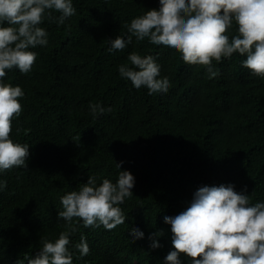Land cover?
<instances>
[{
  "label": "trees",
  "instance_id": "16d2710c",
  "mask_svg": "<svg viewBox=\"0 0 264 264\" xmlns=\"http://www.w3.org/2000/svg\"><path fill=\"white\" fill-rule=\"evenodd\" d=\"M75 15L63 24L61 13L47 15L40 27L46 46L30 49L36 60L29 73L6 70L3 82L19 86L22 112L12 120L10 139L29 146L28 167L0 173V264L35 257L41 239L55 242L68 231L58 219L60 198L95 177L115 183L119 171L135 178L133 195L119 205L125 223L112 230L84 227L74 218L70 235L73 264H165L174 250L164 216L184 211L201 186L232 184L249 204L264 203V78L242 66L239 53L206 66L186 64L181 53L148 38L109 51L118 35L159 0H72ZM7 26V25H4ZM233 22L225 33L237 35ZM132 52L152 56L167 77L166 93L148 94L119 74L131 67ZM105 111L95 118L89 105ZM17 129H20L18 132ZM123 162L120 169L116 164ZM246 188V191H245ZM132 228L144 233L133 239ZM161 247L151 248L153 233ZM81 236L90 248L81 257ZM181 264L191 258L181 254ZM27 264V261H24Z\"/></svg>",
  "mask_w": 264,
  "mask_h": 264
},
{
  "label": "clouds",
  "instance_id": "9594fccd",
  "mask_svg": "<svg viewBox=\"0 0 264 264\" xmlns=\"http://www.w3.org/2000/svg\"><path fill=\"white\" fill-rule=\"evenodd\" d=\"M159 9L147 10L131 20L125 40L117 36L110 40L109 51L123 50L132 42L148 38L151 44L177 50L189 65L206 66L209 78L217 75L212 61L230 58L234 53L245 56L242 66L264 78V0H159ZM61 15L56 22L63 24L76 13L72 0H0V173L12 168H27L29 146L10 139L12 120L19 117L22 105L19 98L24 92L19 86L6 84V70L18 68L21 73L31 71L37 46H46L47 32L40 27L52 12ZM238 26L237 35L229 39L225 33ZM7 25V26H4ZM128 65L119 66L122 78L148 94L164 92L170 87L167 77L158 79L160 65L152 56L129 54ZM94 118L111 111L99 104L89 105ZM19 132L20 129H17ZM123 162L116 164L120 169ZM135 178L129 171H119L115 183L104 179L97 185L89 177L79 190L60 198L62 211L58 219L67 222L68 231L61 232L55 242L41 239V249L35 257L24 256L17 264H73L69 251L70 235L76 229L74 218L84 227L103 226L112 230L125 223L120 204L133 195ZM6 182L0 180V191ZM246 191V188H245ZM164 223L171 226L174 250L165 257V264H181L180 256L191 258V264H264V203L249 204L246 194L235 191L232 184L201 186L194 193L186 209L175 216H164ZM163 230L150 235L151 248L161 245L154 237L163 236ZM130 235L142 239L144 233L132 228ZM80 256L90 252L86 239L81 236L75 245Z\"/></svg>",
  "mask_w": 264,
  "mask_h": 264
}]
</instances>
